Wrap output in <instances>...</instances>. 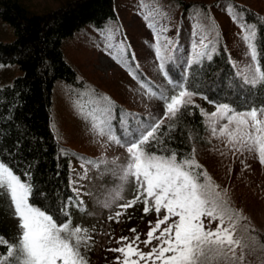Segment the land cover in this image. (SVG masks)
Instances as JSON below:
<instances>
[{
    "label": "trees",
    "instance_id": "16d2710c",
    "mask_svg": "<svg viewBox=\"0 0 264 264\" xmlns=\"http://www.w3.org/2000/svg\"><path fill=\"white\" fill-rule=\"evenodd\" d=\"M117 5V0H68L39 13L31 11L24 0H0V20L14 33L11 42H0V64H15L21 70L11 84L0 88V162L9 165L22 179H30L34 186L31 201L58 220L67 219L61 207L77 197L71 186L72 149L60 142L52 125L56 83L69 86L71 100L84 89L89 90L95 106L106 115V125L118 138L126 137L130 129L151 119L116 102L110 93L83 82L64 54V43L77 34L95 36L107 43L108 27L119 22ZM130 8L137 11L139 18L157 22L171 14L175 29L171 37H161L162 43L173 42L170 53L174 58L165 64L164 72L160 71L161 61L157 59V38L144 41L149 53L146 67L134 60L129 43L124 41L125 52L117 59L137 85L153 94L163 91L169 95L173 91V85L168 83L171 79L210 104L227 103L238 110L264 104V87H250L242 82L232 53L233 40H242L239 25L251 26L256 32L257 61L264 66V16L260 12L236 0H132ZM237 16L239 19L234 22ZM194 30L207 36V49L200 50L207 54L197 57L198 62L189 66L188 61L197 52L192 49L198 41ZM193 104L175 119L165 120L161 128L165 136L170 126L174 129L167 147L175 149L180 157L205 142L204 116L200 107ZM85 105L91 109L89 104ZM160 147L153 143L151 150L155 152ZM225 201L228 207L232 205ZM239 214L243 219L237 235L246 241L249 237L258 241L248 249L260 255L253 264H261L264 216L259 212L252 218ZM0 252H6V248L0 247Z\"/></svg>",
    "mask_w": 264,
    "mask_h": 264
},
{
    "label": "snow or ice",
    "instance_id": "6c2138e0",
    "mask_svg": "<svg viewBox=\"0 0 264 264\" xmlns=\"http://www.w3.org/2000/svg\"><path fill=\"white\" fill-rule=\"evenodd\" d=\"M238 19L239 16L235 17L234 22ZM239 26L251 60L250 65L239 70V75L250 87H264V66L257 61L255 29L244 24ZM166 31L167 28H160V33ZM193 35H197L195 30ZM206 40L207 36L199 35L198 49H207ZM172 43L170 40L162 43L157 34V59L161 61L162 72L165 64L174 58L170 53ZM166 52L169 54L165 55ZM206 54L197 50L194 58L188 61L189 66L198 62L197 57ZM168 83L173 85L174 94L169 96L163 91L153 94L163 103V115L130 129L126 137H116L110 128L102 126L103 122L94 123L98 135L106 136L110 144L125 149L127 156L123 162L119 157L110 160L104 156L97 160L81 158L84 169L81 179L87 177L89 167L99 170L103 166L109 170L107 166L111 165V174L119 180L101 202L104 208L116 205L119 209L109 215V220L120 223L119 218L138 203L143 204L145 214L154 211L157 216L154 224L149 221L146 239L141 241L139 234L131 239L121 236L116 241L121 247L108 250L120 253L114 264H244L245 250L254 248L258 241L254 237L246 241L237 235L243 217L228 207L217 185L197 162L195 149L180 157L175 149L167 147L174 129L170 126L165 136L161 132L165 120L171 121L182 110L194 107L196 95L183 84H174L171 79ZM214 106L215 111L211 113L201 110L211 136L223 140L233 154H255L264 166V104L244 110L227 103ZM153 143L161 145L155 152L151 150ZM129 183L135 186L131 199L124 196ZM33 189L30 179H22L9 165L0 162V198L10 202L19 229L15 243L0 236V247L6 248V252H0V264H90L82 250L91 249L92 234L88 228L74 225L68 210L74 204L77 211H85L78 189L74 188L77 198L69 199L68 204L61 207L66 220H58L46 209L37 207L31 201ZM205 218L209 223L218 221L215 229L206 227ZM130 231L136 233L135 228ZM153 241L157 243L153 245ZM140 243L146 248L153 246L145 252L140 249ZM260 248L264 249V243Z\"/></svg>",
    "mask_w": 264,
    "mask_h": 264
},
{
    "label": "rangeland",
    "instance_id": "374dc122",
    "mask_svg": "<svg viewBox=\"0 0 264 264\" xmlns=\"http://www.w3.org/2000/svg\"><path fill=\"white\" fill-rule=\"evenodd\" d=\"M64 1L68 0H24L31 11L39 13L49 11ZM236 1L257 10L264 16V0ZM131 2L132 0H117L119 22L108 27L107 43L95 36L77 34L64 43V54L69 63L78 71L83 82L110 93L116 98L114 99L116 102L128 105L150 118L160 117L164 111L163 103L153 95L152 91L137 85L131 73H128V69L122 66L117 57L125 52L124 41H126V44L129 43L134 60L140 61L146 67L149 53L145 49L144 41L152 40L153 37L156 39L157 34L160 37H171L175 31L171 24L172 15L167 13L160 22L152 18L142 19L137 15V11H132L130 8ZM216 17L222 19L220 15ZM161 27L167 28V31L160 33ZM222 28L226 32L223 23ZM233 33H235L234 30L230 32V39ZM197 35L199 38L200 33ZM13 39L12 28L0 20V42H11ZM192 49L201 50L195 46H192ZM232 53L238 70L251 64L247 47L242 40H233ZM20 74L21 70L17 65L0 64V88L11 84ZM69 89V86L64 83H56L52 122L60 142L72 149L70 154L71 186L73 189H78L79 199L84 202V212L77 211L74 204L69 206V212L74 225L88 228L92 234L91 249L82 250L90 264H114L120 253L108 249L121 247V244L116 243L121 236L131 239L139 234L141 241L146 239L149 221L154 224L157 216L154 211L145 214L143 204L138 203L119 218L120 223L108 219L109 215L119 209L116 205L111 209L104 208L101 202L108 191L119 183V180L111 174V165L107 166L109 170L103 166L99 170L89 167L87 177L81 179L80 177L84 176L81 158L97 160L104 156L110 160L113 157H119L123 162L127 153L124 148L110 144L106 136L98 135L97 130L94 129V123L101 122H103L102 126L110 127L106 125V115L95 106L91 96L93 94L84 89V92H79L71 100ZM172 94L174 91H170L169 96ZM85 103L89 104L91 109L87 108ZM193 103L206 113L215 111L214 104L207 103L198 97H193ZM204 121L207 125L208 121L205 118ZM111 132L114 133L113 129ZM195 158L217 185V191L222 194L223 199L232 204L231 209L249 218L258 212L264 216V204H262L264 203V166L260 165L255 154H233V151L225 146V142L213 138L207 128L205 142L195 148ZM101 173L104 174L101 175ZM134 187L131 183L127 185L124 192L126 198H132ZM204 222L206 227L211 229H215L218 223V221L209 223L208 218H205ZM17 225L18 221L13 218L10 202L6 198H0V236L15 243L19 233ZM262 227H264V217ZM133 228L136 229V233L130 231ZM156 243L157 241H153V245ZM153 245L146 248L140 243L139 247L142 251L148 252ZM238 251L237 255L240 254ZM255 253L254 249H246L244 264L255 263L256 258L260 256ZM261 264H264V259Z\"/></svg>",
    "mask_w": 264,
    "mask_h": 264
}]
</instances>
